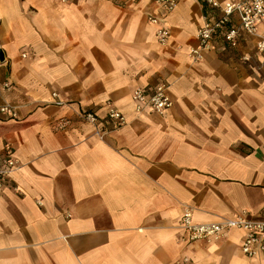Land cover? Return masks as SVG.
<instances>
[{
  "label": "crops",
  "instance_id": "crops-1",
  "mask_svg": "<svg viewBox=\"0 0 264 264\" xmlns=\"http://www.w3.org/2000/svg\"><path fill=\"white\" fill-rule=\"evenodd\" d=\"M204 10L179 0L160 44L153 0H0V104L18 112L0 119L18 162L0 189V264H264L238 230L178 239L186 209L214 222L264 206V57L217 40L192 58ZM157 82L172 105L135 114L133 88ZM106 101L126 123L100 136L77 112Z\"/></svg>",
  "mask_w": 264,
  "mask_h": 264
},
{
  "label": "built area",
  "instance_id": "built-area-1",
  "mask_svg": "<svg viewBox=\"0 0 264 264\" xmlns=\"http://www.w3.org/2000/svg\"><path fill=\"white\" fill-rule=\"evenodd\" d=\"M120 4H131L134 0H118ZM158 16L149 15L148 20L157 24L155 37L158 43L166 44L170 37L164 20L177 6L179 0H153ZM205 10L201 24L197 28L198 45L191 48L189 55L198 59L204 52L210 51L213 43L219 41L223 48L235 50L243 42L252 45L240 58L249 61L253 54L264 57V0H198ZM10 89L8 81L3 83ZM53 104L68 105L53 93ZM131 100L135 114L157 113L162 115L172 105L168 84L157 82L148 86L134 87ZM103 116L96 112L79 108L80 120L93 125L102 136L116 130L126 123L125 114L110 101L104 104ZM18 119L17 106L8 102L0 104V119ZM15 148L8 140L0 141V189L5 187L11 174L17 168ZM180 231L179 241L185 244L198 242L211 243L223 238L230 230L241 232L240 251L248 258L258 257L264 253V206L255 215L242 211L232 217L214 222H197L190 209L180 215L177 222Z\"/></svg>",
  "mask_w": 264,
  "mask_h": 264
},
{
  "label": "water",
  "instance_id": "water-1",
  "mask_svg": "<svg viewBox=\"0 0 264 264\" xmlns=\"http://www.w3.org/2000/svg\"><path fill=\"white\" fill-rule=\"evenodd\" d=\"M0 60H3L2 52H0Z\"/></svg>",
  "mask_w": 264,
  "mask_h": 264
},
{
  "label": "rangeland",
  "instance_id": "rangeland-1",
  "mask_svg": "<svg viewBox=\"0 0 264 264\" xmlns=\"http://www.w3.org/2000/svg\"><path fill=\"white\" fill-rule=\"evenodd\" d=\"M0 101H1V97H0Z\"/></svg>",
  "mask_w": 264,
  "mask_h": 264
}]
</instances>
